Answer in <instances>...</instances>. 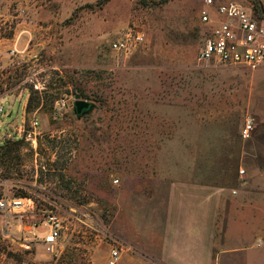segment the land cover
Segmentation results:
<instances>
[{"label": "rangeland", "instance_id": "1", "mask_svg": "<svg viewBox=\"0 0 264 264\" xmlns=\"http://www.w3.org/2000/svg\"><path fill=\"white\" fill-rule=\"evenodd\" d=\"M203 1L0 0V197L33 201L21 230L0 211V264H109L111 247L116 264H155L156 180H208L215 201L234 183L264 65L198 59ZM127 33L143 45L114 50ZM46 210L63 225L53 251L27 233Z\"/></svg>", "mask_w": 264, "mask_h": 264}, {"label": "crops", "instance_id": "2", "mask_svg": "<svg viewBox=\"0 0 264 264\" xmlns=\"http://www.w3.org/2000/svg\"><path fill=\"white\" fill-rule=\"evenodd\" d=\"M257 3L264 13V0ZM256 74L263 77L264 67ZM256 98L264 116V90ZM257 126L249 139L243 140L239 132L246 142L240 148L238 173L233 184L224 190L218 187L226 193L216 201L212 200L208 180H156L162 187L155 190L156 217L160 216V221L149 238L154 240V256L148 248L146 262L264 264V249L253 244L258 238L264 239V117ZM239 169H243L242 174ZM221 217L223 223L217 221Z\"/></svg>", "mask_w": 264, "mask_h": 264}, {"label": "built area", "instance_id": "3", "mask_svg": "<svg viewBox=\"0 0 264 264\" xmlns=\"http://www.w3.org/2000/svg\"><path fill=\"white\" fill-rule=\"evenodd\" d=\"M200 21L210 25L203 38L202 47L198 52L199 60L216 59L224 64H244L251 68L264 65V19L258 17L254 9L243 6L238 0H226L216 3L215 0H204L200 10ZM144 43V36L127 33L124 38H118L112 43L114 50L129 51L139 48ZM11 116L4 102H0V135L10 137L12 126L8 123L3 129V117ZM37 122H33V126ZM254 119L245 118L240 136L243 140L251 137L254 129ZM11 127V128H10ZM14 128V127H13ZM3 129V133H2ZM15 132V128L13 129ZM22 128L17 129L15 136L21 137ZM243 173V169H239ZM33 201L26 197H0V211L5 215L13 213L18 221L19 230L23 228V216L31 212ZM27 233L36 238L41 235L40 242L53 251L58 244L60 231L63 228L58 215L46 210L39 222L28 226ZM257 248L264 249V239L253 242ZM120 251L116 247L109 250L108 263L116 264L120 259Z\"/></svg>", "mask_w": 264, "mask_h": 264}, {"label": "water", "instance_id": "4", "mask_svg": "<svg viewBox=\"0 0 264 264\" xmlns=\"http://www.w3.org/2000/svg\"><path fill=\"white\" fill-rule=\"evenodd\" d=\"M74 106H75L76 113L79 114L82 112V110L88 109L90 107V104L86 100L77 99L74 101Z\"/></svg>", "mask_w": 264, "mask_h": 264}]
</instances>
